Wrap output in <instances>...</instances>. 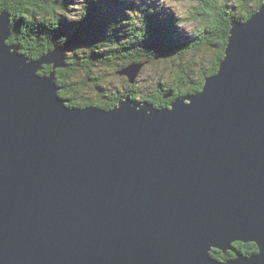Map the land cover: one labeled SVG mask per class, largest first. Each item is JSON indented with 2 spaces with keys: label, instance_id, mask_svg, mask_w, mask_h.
<instances>
[{
  "label": "water",
  "instance_id": "95a60500",
  "mask_svg": "<svg viewBox=\"0 0 264 264\" xmlns=\"http://www.w3.org/2000/svg\"><path fill=\"white\" fill-rule=\"evenodd\" d=\"M12 26L0 12V264H264V2L166 108L68 107L65 47L29 59Z\"/></svg>",
  "mask_w": 264,
  "mask_h": 264
},
{
  "label": "trees",
  "instance_id": "16d2710c",
  "mask_svg": "<svg viewBox=\"0 0 264 264\" xmlns=\"http://www.w3.org/2000/svg\"><path fill=\"white\" fill-rule=\"evenodd\" d=\"M170 1L194 2L202 6L201 11L206 18L205 27L192 37L179 36L175 32L178 22L172 14L161 15L153 7L144 6L139 9L137 18H125L124 30L119 34V19L105 13L103 6H123V0H91L75 19L67 22H62L56 14L67 9V0H0V12L5 10L11 15L13 28L8 43L18 46L20 52L29 59H38L56 46L65 47L67 66L55 72V82L60 88V97L67 102L68 107L95 106L108 110L126 96H130L134 102L140 101L138 95L108 93L101 86V79L93 75L97 65H108L116 54L125 58L128 64L141 61L145 64L161 57H181L190 51L215 44L216 54L211 67L203 71L196 84L183 90V77H179L173 86L157 81L154 89L143 98L156 108H166L171 100L163 98L166 95L176 98L201 91L205 78L218 71L224 57L230 21H246L264 2L233 0L231 5L226 2L219 4L217 0ZM125 8L133 9V5ZM69 53L72 55L69 56ZM108 54L111 55L107 56ZM50 70V67H44L39 74L47 75ZM185 70L187 72V67ZM82 74L84 79L76 82V77L80 78ZM90 85L97 94L95 100L84 96L75 97L80 90L83 91ZM232 247L243 255L257 252L253 243L235 242ZM211 256L223 263L233 258L234 254L231 251L223 253L212 250Z\"/></svg>",
  "mask_w": 264,
  "mask_h": 264
},
{
  "label": "rangeland",
  "instance_id": "374dc122",
  "mask_svg": "<svg viewBox=\"0 0 264 264\" xmlns=\"http://www.w3.org/2000/svg\"><path fill=\"white\" fill-rule=\"evenodd\" d=\"M90 1L91 0H67V9L65 11H59L56 14L61 18L62 22H67L73 18L75 19L81 12V9L84 8L87 3H90ZM217 1L219 4H221V2L233 4V0ZM123 2L125 4L123 6L119 5L118 7H114L110 4H105L103 6L105 13L119 19L117 23L119 34H122V30H124L125 25H123V22L125 18H127V16L137 18L139 9H143L144 6L153 7L155 11L161 15L172 14L178 22L175 32L179 36L192 37L193 34L201 31L206 24L204 12L201 11V9H203L202 6L194 2H174L170 0H123ZM100 4L103 3L100 2ZM130 4L133 5V9H126L125 7ZM58 10L59 9H57V11ZM81 18L82 17H79V19ZM216 47L215 44H211L208 47L200 48L192 52L190 51L181 57H161L157 58L155 61L145 62V64L143 61L134 62V64H143V67L133 78V84L129 83V78L127 76L119 74V72L123 71L122 69L129 67V64L131 65L132 63H126V59L121 58L120 54H116L108 65H97V69L95 68L96 72L93 73V75L101 79V86L108 93H129L131 95H138L140 100L137 101L138 103L147 102L143 100V98L154 89L157 81L164 83L166 86H173L179 77H183V90L192 84H196L201 79L203 71L210 69L216 54ZM68 55L70 56L72 54L69 53ZM110 55L111 54H108L107 56ZM186 67L187 72L185 70ZM76 78L75 81L80 82L84 79V74L80 75V78ZM186 95L191 94H185L179 97ZM83 96L95 100L97 94L90 85L87 86L85 90H80L78 94L75 95L77 98H82ZM165 99H171L168 103L169 105L174 98L167 97Z\"/></svg>",
  "mask_w": 264,
  "mask_h": 264
},
{
  "label": "bare ground",
  "instance_id": "6f19581e",
  "mask_svg": "<svg viewBox=\"0 0 264 264\" xmlns=\"http://www.w3.org/2000/svg\"><path fill=\"white\" fill-rule=\"evenodd\" d=\"M70 108H73V107H70Z\"/></svg>",
  "mask_w": 264,
  "mask_h": 264
}]
</instances>
